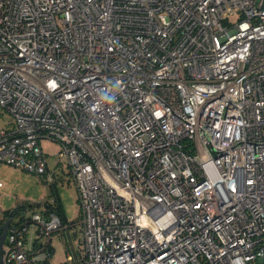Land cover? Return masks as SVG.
Listing matches in <instances>:
<instances>
[{"label":"built area","instance_id":"2783aa9c","mask_svg":"<svg viewBox=\"0 0 264 264\" xmlns=\"http://www.w3.org/2000/svg\"><path fill=\"white\" fill-rule=\"evenodd\" d=\"M0 105V161L70 169L63 264H264V0H0ZM63 227L13 217L3 263Z\"/></svg>","mask_w":264,"mask_h":264},{"label":"rangeland","instance_id":"374dc122","mask_svg":"<svg viewBox=\"0 0 264 264\" xmlns=\"http://www.w3.org/2000/svg\"><path fill=\"white\" fill-rule=\"evenodd\" d=\"M238 18L239 13L231 16L232 21ZM14 125L15 121L11 113L0 105V130L12 128ZM41 144L48 153V170L53 174V181L48 180L47 174H38L0 161V182L3 184L0 187V218L5 210L21 205H27L21 212L30 214L41 210L47 202L61 203L67 216L65 220L61 218V221L68 224V227L58 229L52 234L53 251L43 264H63L68 253L73 254L76 259H81L83 256L79 218L81 210L69 167L57 163L60 145L49 139L42 140ZM31 203H34V206H31Z\"/></svg>","mask_w":264,"mask_h":264},{"label":"trees","instance_id":"16d2710c","mask_svg":"<svg viewBox=\"0 0 264 264\" xmlns=\"http://www.w3.org/2000/svg\"><path fill=\"white\" fill-rule=\"evenodd\" d=\"M53 200L55 201L56 199H53ZM30 205L34 206V203H31ZM26 207H27V205H21V206H18L17 208L5 210L3 216L0 218V232H1V226L3 225V223L8 218H10V217L13 218V217L19 216L22 213L21 210L26 209ZM39 211H41L43 213H48V212H51V211L56 212L64 220L67 217L65 212H64V209L62 207V204L58 203V201H57V203L47 202L46 204H44L43 208L41 210H39ZM79 218H80V216H79ZM67 227H68V224H67ZM50 250L53 251V248H51Z\"/></svg>","mask_w":264,"mask_h":264},{"label":"water","instance_id":"95a60500","mask_svg":"<svg viewBox=\"0 0 264 264\" xmlns=\"http://www.w3.org/2000/svg\"><path fill=\"white\" fill-rule=\"evenodd\" d=\"M11 219H12L11 217L8 218L3 223V225L1 226V233H0V263L1 264H4L3 263V256H2V249H3V245H4V242H5L7 233H8V228H9V224L11 222Z\"/></svg>","mask_w":264,"mask_h":264}]
</instances>
